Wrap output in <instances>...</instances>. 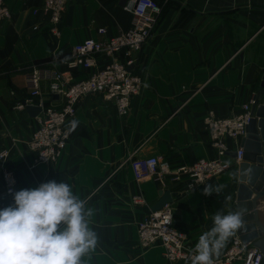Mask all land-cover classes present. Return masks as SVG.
Here are the masks:
<instances>
[{"label": "crops", "instance_id": "crops-1", "mask_svg": "<svg viewBox=\"0 0 264 264\" xmlns=\"http://www.w3.org/2000/svg\"><path fill=\"white\" fill-rule=\"evenodd\" d=\"M118 1L67 0L58 36L49 32L48 18L39 10L42 0L5 1L10 19L0 22V149L8 153L5 165L16 175V191L65 180L93 210L90 227L98 241L82 257L83 264H177L162 258L158 244L138 247V224L165 191L173 229L185 235L186 246L195 248L214 226L217 212L234 211L235 168L190 188L184 176L136 182L129 164L159 157L176 168L216 159L203 117L208 111L216 118L236 116L251 100L264 68V0H152L161 11L134 55L131 71L141 87L130 97L127 114L117 116L113 104L97 95L84 98L69 120L79 122L74 131L69 132L68 122L60 156L48 164L35 163L26 143L37 121L10 110L27 96L28 70L47 66L75 82L103 68L109 62L103 55L88 69L68 71L64 62L76 44L102 42L129 29L131 16ZM98 28L105 33H96ZM40 93L43 105H59L44 85ZM222 141L224 159L230 162L228 154L238 149L240 139ZM206 185L224 187L206 196ZM135 196L144 205L132 204ZM13 204V195L0 199V209Z\"/></svg>", "mask_w": 264, "mask_h": 264}, {"label": "built area", "instance_id": "built-area-1", "mask_svg": "<svg viewBox=\"0 0 264 264\" xmlns=\"http://www.w3.org/2000/svg\"><path fill=\"white\" fill-rule=\"evenodd\" d=\"M0 0V22L10 19V12ZM67 0H42L40 12L48 18L49 32L58 36L57 26L64 12ZM121 9L131 16L129 29L102 42L84 40L71 49L70 57L65 60L68 71L77 68L88 69L95 65L97 56L103 55L109 62L100 70L89 74L79 81H71L67 73L59 72L47 66H32L26 74L27 96L15 102L10 110L15 113L24 111L26 106H36L40 112L35 117L37 127L27 141V149L35 154V163L48 164L55 161L65 148L68 140V122L73 117L76 105L84 98L97 95L113 104L115 114L124 116L128 112L129 99L136 95L141 87L139 77L129 67L134 65V55L150 36L159 15L160 6L152 0H125ZM33 10L32 13H35ZM96 33L104 34L102 28ZM120 56V58H118ZM44 85L52 98L57 96L59 105H43L40 88ZM252 101L241 107L240 113L233 117L216 118L208 111L203 117L204 128L210 135V146L216 159H199L189 166L170 168L159 157L132 160L129 168L134 181L151 180L161 182L164 178L176 181L184 176L188 186L195 188L211 178L234 169L240 162L241 151H235V157L225 160L226 148L223 138L239 140L244 136V128L250 115ZM8 153L0 149V199H6L16 191V175L5 165ZM134 205H144L137 196L132 197ZM158 244L162 258L170 263L192 264L195 258L194 248L186 246L184 234L172 227V211L163 205L157 211H148L145 219L137 226V245L144 250ZM261 255L250 244L242 245L233 235L223 254L213 259V264H259Z\"/></svg>", "mask_w": 264, "mask_h": 264}, {"label": "clouds", "instance_id": "clouds-1", "mask_svg": "<svg viewBox=\"0 0 264 264\" xmlns=\"http://www.w3.org/2000/svg\"><path fill=\"white\" fill-rule=\"evenodd\" d=\"M69 132L78 126L69 122ZM224 185H206L203 194L220 193ZM14 204L0 209V264H83L94 250L97 234L90 227L93 210L65 180L41 183L13 194ZM243 209L217 212L214 226L194 248L192 264H213L227 240L242 226Z\"/></svg>", "mask_w": 264, "mask_h": 264}, {"label": "water", "instance_id": "water-1", "mask_svg": "<svg viewBox=\"0 0 264 264\" xmlns=\"http://www.w3.org/2000/svg\"><path fill=\"white\" fill-rule=\"evenodd\" d=\"M124 1L119 0L118 6L122 7ZM52 98L57 99V96ZM251 101L250 118L238 145L240 162L235 167L234 211L243 209L242 226L235 236L242 245L250 244L256 248L261 255L259 264H264V68ZM23 112L27 117L35 118L40 110L36 106H26ZM235 155V152L228 154L231 158ZM169 202L168 193L162 191L150 211H157Z\"/></svg>", "mask_w": 264, "mask_h": 264}, {"label": "trees", "instance_id": "trees-1", "mask_svg": "<svg viewBox=\"0 0 264 264\" xmlns=\"http://www.w3.org/2000/svg\"><path fill=\"white\" fill-rule=\"evenodd\" d=\"M23 112H20V114H22Z\"/></svg>", "mask_w": 264, "mask_h": 264}]
</instances>
